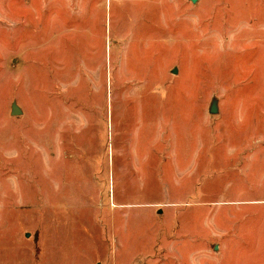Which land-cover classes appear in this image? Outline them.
Wrapping results in <instances>:
<instances>
[{"label":"rangeland","instance_id":"1","mask_svg":"<svg viewBox=\"0 0 264 264\" xmlns=\"http://www.w3.org/2000/svg\"><path fill=\"white\" fill-rule=\"evenodd\" d=\"M0 264H264V0H0Z\"/></svg>","mask_w":264,"mask_h":264},{"label":"water","instance_id":"2","mask_svg":"<svg viewBox=\"0 0 264 264\" xmlns=\"http://www.w3.org/2000/svg\"><path fill=\"white\" fill-rule=\"evenodd\" d=\"M191 2H194L195 0H190ZM175 71V68L173 69V72ZM209 110L214 113L216 111V104H215V101L211 104ZM20 108L18 106V104L15 102L12 103V106H11V110H10V113L11 115H15V114H18L20 113Z\"/></svg>","mask_w":264,"mask_h":264}]
</instances>
